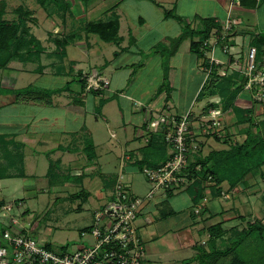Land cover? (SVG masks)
Returning a JSON list of instances; mask_svg holds the SVG:
<instances>
[{
  "label": "rangeland",
  "instance_id": "1",
  "mask_svg": "<svg viewBox=\"0 0 264 264\" xmlns=\"http://www.w3.org/2000/svg\"><path fill=\"white\" fill-rule=\"evenodd\" d=\"M0 2L5 3L6 7L4 18L8 20L17 17L14 11L18 7H22L23 9L32 11V18L33 20H35V22H28L27 26L30 33L37 39L41 40V42H43L44 44L50 43L48 41V30L51 31V36H58L56 32H54L56 34H53L54 25H57L58 27H60L61 25V20L59 19L60 17L55 11L56 6L51 5L47 8L48 11H46L37 4L36 0H0ZM177 3L179 6H181L180 8L186 5L187 7L193 6L194 4L190 2L185 3V0H179ZM83 6H86L85 1H83ZM173 7H175V5L171 4V6H166L165 10H172L174 12ZM142 10L143 8L141 9V11ZM236 10L235 13L234 11L233 13L237 16L238 21L241 23L240 27L243 26L242 30L244 34L238 33L239 36L235 39L233 53H239L243 50L244 52H246L248 47L250 46L252 37L257 34L264 33V0L260 1L257 8H249V10H247L246 12H240V10ZM51 11H53L54 13ZM94 11L96 13H100L103 11V9L100 5ZM155 11L161 12L158 9ZM144 12H147V10L145 9ZM174 14L176 13L174 12ZM151 16L153 20L149 22L148 28L150 29V31L148 35L150 39H155V47V45L159 44L161 41V39L159 38L160 28L159 30L155 31V12ZM132 18L133 17L130 15L129 19ZM77 25V23H75V25L73 24L74 27H77ZM179 25L180 23L178 21H172L169 27V32L165 31L164 34H170L176 28L175 26ZM133 26L138 30L137 22H133ZM163 30L165 29L162 28V31ZM94 40L97 41V44H94L89 52H86V54L89 53V55H87L86 57V60L89 61L86 69H88L89 67H97L100 62L104 63L106 60L111 59L113 55L114 45L103 43L97 37H95ZM163 45H165L167 49H170L172 47L170 42L163 43ZM51 48H54V46L52 45ZM53 52H55V50ZM145 54L146 51H143L142 49L140 60L135 61L132 60L133 58H130L132 63L130 60L124 62L125 64L129 65L127 66V71L130 73L129 76V73L127 74V71H125V69H123L122 71L114 72L111 68H108L103 75L110 80L111 85L118 86V90L125 96H133L135 97V99H138L141 103H143V105H145L146 103H149L150 105V103H153L154 101L155 103L159 104L163 101V99H159L158 97L155 100H150L155 96V93L158 91L159 86L163 82V69L156 65L157 59L154 58V56H157L159 54H155L153 52L148 53L149 56H153V59L151 61H148L147 65V62H145V60L147 59H145V57H147V55L145 56ZM160 55H162V57L164 56L163 54ZM78 56L80 57V54L76 55V57ZM216 57L219 59H223V56L220 53H217ZM44 59L45 60H43V62H48L46 61V58ZM50 60L54 65L57 64V57L54 56L53 58H50ZM168 60L169 58H162V64L164 62V64L167 65ZM172 64L175 71L173 72V86H171L172 89L170 91L172 94L170 98L171 102L170 100L169 102L172 107L171 113L176 114L177 111H180L178 107L179 104H185L188 98H192L194 95H196V92L198 95L200 91L198 90L200 89L199 81H201L204 75L202 74L203 72L199 70L198 66H196V61L192 56L190 57L180 54L176 57V59L171 61V64L169 65L171 66ZM35 69L36 65L33 64L16 62L11 63L7 69L0 71V81L5 85L13 87L14 89H22L27 86L45 89H56L63 87L66 82L71 81L70 77L68 76L62 77L51 75V69L46 70V72L43 74L32 73L28 71H35ZM198 79L199 81L197 82ZM70 86L71 90L80 91V85L77 82L71 83ZM244 95L242 94V92H240L236 97V101L239 100L238 98L242 99ZM104 96L106 95H92L91 97L93 98L96 106H98L99 99L104 98ZM204 103L205 102H202V105H200V103H198L195 99L193 101L191 111L198 114L200 112L199 108H201ZM244 105L245 103L242 104V108H244ZM121 106L122 99L120 97L118 98L117 96L103 108V115L101 117L96 118L94 115H90V117H87L86 125L92 128V131L94 132L93 139L95 141V144L98 146V149L96 151L97 153L92 160L87 159V157V160H84L82 158L83 156L79 157L77 156V154H74L76 152L73 153V156H69V154L66 152L64 156L66 157L65 160L73 159V161H66L67 165L64 166V169L66 171L57 169L52 172V175H67L66 177H64L65 179L61 180L55 178L56 182H53L54 184H49L51 182L46 181V183L49 185L48 188L39 186L42 184V182H45L40 179L36 180L28 178L27 180H24L21 178H7L0 181V200H3L4 203H10L14 200L21 201L23 204V209L26 211V214L21 217L22 220L29 219L33 221L36 230L40 228L38 229V232L40 231V233L36 235V238L40 240L43 239V242L47 241L53 247V249L65 245H67L73 251L78 249V247L82 244V240L79 238V230L84 226L92 224L94 211L99 203L98 200L103 199V197L101 196L102 181L99 176L100 173L113 174L117 173L120 170L119 157L121 154V146L119 145L118 140L124 141L125 139V130L123 129V124L125 123L128 132L131 133L132 130V124L126 123V117H124V115H122L120 112ZM90 110L91 106L87 105V111ZM253 115L254 120L256 122H260L264 118V109L255 107ZM47 116H53L60 122H62V118L65 117L63 116L62 111L60 112L57 109H46L45 106L34 102L17 103L15 102L13 96H0V134H9V137H14L16 133H18L19 137L27 135L26 137L28 138L30 136L34 138V136H36L37 140H45L48 145L57 142L66 148L67 146L71 149L74 147H78L77 151H79V147L83 145L80 142V137H82L84 134L82 133L78 135L79 137L74 136L75 139L63 137L60 133V124H55V126L48 130L43 129L45 123H40V119ZM230 117L233 118V115L230 114ZM56 119L53 118V120ZM66 120L71 121L70 118H67ZM36 122H39L38 127L40 129L37 134H35V131L32 127H30L28 130L26 129V125L30 123L34 124ZM5 123H8L9 126H7V124ZM78 124L80 123L78 122ZM227 124L230 125L225 127L226 130L228 129L227 131L230 135L231 141H241L243 138H238V136H240L239 128L234 127L233 125H231V123ZM21 126H23V128ZM9 130L11 132H9ZM110 132L116 134V139L110 138ZM49 140L54 142H50ZM17 145L19 144L17 143ZM133 145L134 144H131L126 149H130L131 147H133ZM211 146L213 148L227 147L218 145L212 140ZM9 149L10 154L16 153V148L14 146H11ZM208 150L209 148L206 146L204 148V153H206ZM81 151L82 153H84L83 148L81 149ZM31 160V158H27V162L25 163L26 165H24V171L26 174L34 173V170H31L30 168L31 165H34V162H32ZM1 161L2 159L0 160V162ZM47 166V162H42L41 164L40 160L38 170L35 175L38 176L42 173L45 174ZM66 167L69 168L66 169ZM14 171L15 170L11 168L7 173L12 174ZM81 172H83L85 176L87 175L88 177L93 178V182L89 183V181L86 180L88 178L76 180L74 176L80 174ZM262 172H264V166ZM124 180L129 186L130 192L135 196L144 197L145 194L150 190L149 185L144 178V175L138 169L130 172L126 171ZM37 182L39 184H36ZM26 186L29 187L28 193L24 192ZM247 186L248 187L246 188L247 190L245 192L263 188V190L258 193H256L255 191L249 204L247 205L246 210L250 212L252 216L247 217L246 215L245 219H247V221L253 222L255 219H262L264 215V205L261 200L262 196L264 195V179L260 176H249ZM78 189H85L88 194H90L92 202H85L82 196L72 197L71 194L77 192ZM158 196L159 195H156L152 202H155ZM177 196L179 197L178 200H169V206L174 207L177 211V215L173 218H171V216L162 217L161 215H159L160 209L158 208L149 210L143 215V217L139 218V223H142L143 219L147 218L150 222V225L146 227L147 229L145 228L144 230L142 228H139V234L145 243L146 250L147 243H149V241L147 242L146 237H148L147 233H149V231H156L157 234L154 233V236L156 237L163 236V238H168L167 240L171 241V236H173L174 239L172 251L171 247L166 248L164 251H162L161 263L154 261L151 258L149 260V253L147 252L146 257L148 258L146 260H148L150 264H178L193 255L191 248L187 247L186 245L187 242H184L186 241L184 237L186 236L185 230L187 228L185 227L184 221L188 218L190 213H194V207L196 205L193 206L192 203H189L187 197L188 195L185 191L179 192ZM206 197L208 199V196ZM218 198L223 202H226V200L222 199L221 197ZM229 199L230 198H228L227 201ZM218 220L221 221L222 218H219ZM240 221L241 220H239V222ZM247 221L239 223L236 220H229L225 222L224 227L228 228L227 230H229V234L224 237L225 240L223 242H209L208 238L203 240L205 234L203 232H197L195 229L191 230L188 228L187 231L193 232H191V234L189 235L190 240H192L193 242H198L197 244L199 246H201V242L203 240L204 244H202L201 247L206 251H209L212 247H221L223 249L230 244L232 239H235L237 233L247 227ZM236 225L237 228H235L234 230L233 228ZM176 236L179 237V242L181 243H178ZM180 244L182 247H180ZM262 248L263 245L258 244V240H256V238H252V236H249L232 252L239 254L241 257L247 260L249 264H256L255 262L261 259V254L263 252ZM224 258L221 259L218 264H228L229 258Z\"/></svg>",
  "mask_w": 264,
  "mask_h": 264
},
{
  "label": "crops",
  "instance_id": "2",
  "mask_svg": "<svg viewBox=\"0 0 264 264\" xmlns=\"http://www.w3.org/2000/svg\"><path fill=\"white\" fill-rule=\"evenodd\" d=\"M66 3H68L70 5V7L68 9H66L65 13H64V17L63 19L59 18L61 21V25L60 27H58L57 25H54V31L53 34L57 33V37L55 36H51L50 33L51 31L48 30V41L50 43H46L44 44L43 42H41V40H39L44 48V52L41 55V65L43 66L42 71L40 72V74H43L46 72V70L51 69L52 74L54 76H62V77H70L71 80H73V82H76L77 79V74L78 72H81V75L87 74L89 72H92L94 70H97L99 72V74H101L102 76H104L103 74L105 73V71L108 68H111L112 71L114 72H118V71H122L123 69H125V71H127V66H129L128 64H125L124 62L130 60V58H133L132 60H140L141 59V54H142V49L143 51H146L145 56L147 55V57H145V62L146 65L148 64V61H151L153 58V56H149L148 53L151 52V50L154 47V43H155V39H150L149 38V31L150 29L149 27V22L151 20H153L152 18V14H156V19L155 20V25L156 27L154 28L155 31L159 30L160 28V33H159V38L161 39L160 43H169L170 40L172 39H176L182 32V26L181 24L179 26H175L176 28L168 35L164 34L165 31L169 32V27L171 25L172 21H176L175 19L172 18H165L164 17V10L166 6H171V4L175 5V7H173L174 12L176 13L177 16H180L181 18H183L184 20H186L188 23H190L193 27H195L198 23V21H196V18H212L215 21H221L224 20L226 17V13H227V9L229 8L228 6V0H185V3H194L193 6H183L182 8H180L181 6L178 5V1L179 0H64ZM83 1L86 2V6H83ZM101 5L103 11L100 13H96L94 10H96L99 6ZM149 5V6H147ZM179 6V7H178ZM259 6V5H258ZM258 6H256L255 8H257ZM143 8V10L141 11V9ZM187 8V9H186ZM238 8V9H237ZM147 10V12H144V10ZM159 10L161 12L155 11V10ZM186 9V10H185ZM240 10V12H246L247 10H249V7H245V6H235L233 8V11L235 13V10ZM236 10V11H237ZM132 16V19H129V16ZM86 16V17H85ZM88 16V17H87ZM117 18L119 21V31H118V35L119 37H121L122 41L119 45H114L111 43H106V44H111L114 45L113 48V55L112 58L109 60H106L104 63L100 62L99 65H97V67L91 68L89 67L88 69H86L87 64H88V60H86L87 55H89V53L86 54V52H89V50L92 48V46L94 44H97V41L94 40L95 35H87L84 32V25L87 22L90 21H106L109 20L111 18ZM133 22H137L138 24V30L133 26ZM177 22V21H176ZM75 23H77V27L73 26V24L75 25ZM57 26V27H56ZM162 28L165 29L162 31ZM243 26L242 27H238V29L235 32L234 35V44H235V39L236 37H238V33L240 34H244L243 32ZM153 30V29H151ZM162 31V32H161ZM56 32V33H54ZM155 36V34H154ZM93 37V38H92ZM54 38H64V39H68L70 40V43L66 46L65 51H66V56L60 61L57 59V64H53L50 60V58L58 57V50L55 47L54 43L52 42V40ZM98 38V37H97ZM99 39V38H98ZM100 40V39H99ZM101 41V40H100ZM102 42V41H101ZM104 43V42H103ZM171 44V42H170ZM52 45L54 46V48H51ZM158 45V44H157ZM155 45V46H157ZM51 46V47H50ZM55 52H53L54 50ZM79 49V50H78ZM171 49V48H170ZM81 51V53H80ZM85 53H84V52ZM242 54L244 55L245 52L244 50L241 51ZM77 54H80V57H76ZM187 55V56H192L194 57L195 61H196V66H198L199 70L202 72L201 70V61L200 58H198V56L194 53L191 52L190 50V40L186 39L184 40L177 48V51L171 55L168 60V64L167 66V78H168V82H169V88L170 91L172 89L171 86H173L172 83V78H173V72L175 71V69L173 68V64L170 66L169 64H171V61H173L174 59H176V57L178 55ZM72 57V58H71ZM74 57V59H73ZM44 58H46V61L48 62H43V60H45ZM155 59H157L156 65L159 66L160 68L163 69V64H162V58H164V56L162 57V55H157L154 56ZM131 61V60H130ZM132 63V61H131ZM135 64V63H133ZM34 65V64H33ZM29 72L35 73L34 70H28ZM72 71V73H71ZM129 72L127 71V74ZM126 74V76H127ZM204 75V73H202ZM130 75V73L128 74V76ZM127 76V78H128ZM163 76V75H162ZM108 81H109V85L104 88L101 92V94H105L106 96H104V98H106L108 101L105 103V105L102 107V109L100 110V112L97 114L96 112V104L94 103L93 98L91 97L93 94L87 93L83 98H82V103L80 104H75L74 101H72V99L75 97V93H77L78 91L76 90H72V92H69L67 94H64L62 96H56L53 98L52 104L51 105H43L46 107V109H57L60 112L62 111L63 117L62 118V122H60L58 119H56L55 117H53L56 120H53L52 117H45V118H41L40 119V123H45L44 128L43 129H50L53 126H55V124H60V133L61 136L63 137H69L71 139H75L74 136H78L80 134H82L83 132H87V135L91 138L92 143H93V152H94V156L96 155V151L98 149V146L95 144V141L93 139V131L92 128H90L89 126L86 125L87 122V117H90V115H94L96 118L101 117L103 115V108L109 103L111 102L114 98H116L118 96V98L120 97L122 99V106L120 108V112L122 115H124V117H126V123H131L132 124V130L131 133L127 131V127L125 126V123L123 124V129L124 131V141L123 140H118L119 145L121 146V154L119 157V168L120 170L117 173H113V174H104V173H100V179L102 181V200H98V205L95 209V211L100 208L101 206H103L108 200H109V195L112 191L113 185H114V181L116 179V176L118 173H122L125 177L126 175V171L130 172V171H135L137 170V166L134 164L135 161H140L142 158H145L146 155H152L154 159H157L160 156V149H148V150H144V148L146 147V143L144 142V129H145V125L147 122V118L151 115V114H162V113H169V114H173L171 113V92L169 91V98L167 99V93L166 92H161L159 94H157V92L155 93V96L152 97L150 100H155L156 98L159 97V99H163V101L159 104L155 103V101L153 103H146L145 105H143V103H141L138 99H135V97L130 96V95H124L122 94L119 90H118V86L115 85H111L110 80L104 76ZM205 77V76H204ZM204 77L201 79V81H199V79L197 80V82L199 81L200 87H202L203 85V80ZM112 86V88H111ZM161 86V85H160ZM159 86V88H160ZM158 88V89H159ZM200 90V89H198ZM196 95H194L192 98H188L187 102L185 104H179V110L177 111L175 115H184L186 114L188 111L192 110V106H193V101L196 99L197 97V92L195 93ZM91 95V96H90ZM244 95V94H243ZM94 96V95H93ZM239 100L235 102V104L239 107H243L242 104L245 103L244 108H247V98L246 95H244L242 97V99L238 98ZM78 100V98H77ZM170 100V102H169ZM16 105V104H14ZM42 105V104H40ZM87 105L91 106V110L87 111ZM200 105H202V103H200ZM93 108V109H92ZM95 108V109H94ZM200 110V108H199ZM70 118L71 121H67L66 119ZM225 122L233 119L232 117H230V114L227 113L225 114ZM57 121V122H54ZM78 122L80 124H78ZM8 125V123H5ZM75 124V125H74ZM39 122H36L34 124L30 123L28 125H26V129L28 130L30 127L33 128V130L35 131V134H37L39 132ZM23 128V126H21ZM240 130V127H239ZM8 131V130H7ZM44 131V130H42ZM9 132H11L9 130ZM130 133V134H129ZM84 134V133H83ZM129 134V135H128ZM5 135H9V134H5ZM86 135V134H85ZM27 135H24L23 137H19L18 133H16L14 135V137H9V139H13L16 143H18L19 147H20V152L22 154V160H23V173H24V177L21 179L27 180L28 178H32V179H36V180H42L45 182H42L41 185L39 186H43V187H49V185L46 183V181L51 182L49 184H54L56 182V179H65L64 177H66L67 175L62 174V175H48V171H49V164L50 162H52L54 164V167L52 168L53 171L54 170H61V171H66L64 169V166L67 165L66 161L70 162L73 161V159H67L65 160L66 157L65 153L67 152L70 155L73 156L74 154H77V156L82 157L84 160L86 159V155L84 153H82L81 149L83 148V145L81 147H79V151L78 147H74V148H67L63 147V145L59 144V143H52L51 145H48L45 140H37L36 136L33 137H26ZM79 137V136H78ZM243 138V135L238 136V138ZM20 138V139H18ZM110 138L112 139H116V134L110 132ZM80 142L83 144V137H80ZM211 140L213 142H215L213 139H201L202 144H203V148H202V154L205 155L207 154L210 150H212V146H211ZM50 141V140H49ZM50 142H54V141H50ZM218 145H221L223 147H226L225 145H222L220 143L215 142ZM22 144V145H21ZM131 144H134L133 147H131L130 149H126L128 148ZM12 146V145H11ZM9 146V147H11ZM208 147L209 150L204 153V148ZM213 149H223L221 148H213ZM72 152V153H71ZM81 155V156H80ZM68 156V155H67ZM27 158H31L32 162H34V165H31V170H34V173H30V174H26L25 173V169H24V165H26L25 163L27 162ZM81 158V159H82ZM94 158V157H93ZM92 158V159H93ZM79 159V160H81ZM91 159V160H92ZM41 160V164L42 162H47L48 166L47 169L45 171V174H41L36 176L35 174L37 173L38 170V166H39V162ZM87 160V159H86ZM1 163L4 164V161L2 160ZM69 167H66V169H68ZM263 169V168H262ZM139 170V169H138ZM71 172V171H70ZM79 172V171H78ZM13 173H16L15 171ZM75 173V172H74ZM73 173V174H74ZM80 174H82L83 176L81 177L88 180L89 183L93 182V178L88 177L87 175L85 176L83 174V172H81ZM264 174V172H263ZM76 176V175H75ZM93 177V176H92ZM17 178V177H15ZM74 178V177H73ZM11 179V178H9ZM45 179V180H44ZM3 179H0V181H2ZM54 182V183H53ZM36 184H39L38 182ZM248 184V182H247ZM249 186V185H248ZM248 186H243V187H239V188H235L231 193H230V199L226 202H223L221 199H219L218 197H212L211 195L208 194V200H207V204H206V213L204 215H199V216H193L191 213L188 216L187 219H185V227L186 228V236L184 237V239L187 242V247H190L192 250L193 255L191 257H193L196 254V251L194 250V246L198 245V242H193L192 240H190L189 235L191 234L192 231H187L188 228L191 230H196L197 232H202V228L208 225H212V224H216V223H220V222H224V224L222 225V227L225 226V222L229 221V220H236L239 222V220H241L239 223L244 222V219H239V216H245L247 215V217L252 216L250 212H248L247 209V205L249 204L252 196L254 195L255 191L256 193L260 192L263 190L262 189H258V190H253V191H248L245 192ZM29 187H25V193H28V189ZM41 188V187H40ZM223 190H227V186L224 185ZM82 191L84 193H86L87 197L84 198L85 202L89 201L92 202L91 198H90V194H88V192L85 189H78L77 192ZM182 191H184L182 189ZM181 190L177 191V192H173L172 194H168V195H163V194H158V198L155 202H151L144 210V213L148 212L149 210H153V209H160L159 215H161L162 217H169L171 216V218H173L174 216L177 215V211L175 210L174 207L169 206V200H178V196L177 194L179 192H182ZM77 192H75L74 194H76ZM264 192V191H263ZM262 192V193H263ZM74 194H71L74 195ZM186 194L188 195V201L189 203H191V199L189 197V194L186 192ZM262 200V198H261ZM15 201V200H14ZM0 203H4L3 200H0ZM94 211V212H95ZM163 213H166V216H163ZM219 218H222V220H218ZM206 219L205 222H203ZM247 221V219L245 220ZM150 225L146 224L144 221L142 223H139V228H142L145 230L146 227H148ZM238 225V224H237ZM90 225L84 226L82 228H80V230L89 227ZM225 228V227H224ZM40 229V228H38ZM37 229V230H38ZM147 229V228H146ZM226 230L228 228H225ZM79 230V231H80ZM40 233V231L36 232V234L38 235ZM147 233V232H146ZM154 233L157 234L156 231H149V233H147L146 240L147 242L149 241V243H147V250L146 252L149 253V260L150 258L153 259L154 261L160 262L161 263V254L162 251H164L166 248H170L171 247V251L173 248V244H174V239L173 236H171V241L167 240L168 238H163L162 237H156L154 236ZM193 233V232H192ZM205 234V233H204ZM166 236V235H165ZM177 237V236H176ZM187 238V239H186ZM206 238H208V235L205 234V237L203 240H205ZM43 240V239H41ZM178 243L179 242V237H177ZM202 240V242H203ZM47 244H49L47 241H44ZM201 242V243H202ZM218 242V241H217ZM50 245V244H49ZM180 247L181 244H180ZM190 257V258H191ZM148 258V257H147ZM189 259V258H187ZM182 262L178 263L181 264ZM194 264V263H193Z\"/></svg>",
  "mask_w": 264,
  "mask_h": 264
},
{
  "label": "trees",
  "instance_id": "3",
  "mask_svg": "<svg viewBox=\"0 0 264 264\" xmlns=\"http://www.w3.org/2000/svg\"><path fill=\"white\" fill-rule=\"evenodd\" d=\"M37 4L44 10L48 11L51 5L56 6V13L61 19L64 17L66 9L70 7L64 0H36ZM242 6L255 8V0H245ZM5 3L0 2V71L5 70L11 63H28L36 65L35 73H40L43 69L41 65V55L44 48L41 42L33 36L27 26L28 22H35L33 20V12L18 7L14 12L16 18L8 20L4 18ZM53 12V11H51ZM54 13V12H53ZM165 18H172L178 21L182 26L181 34L176 38L170 40L171 49L161 43L155 46L151 52L155 54H163L165 58L170 57L176 51L178 46L186 39L190 40V50L196 54L198 58L202 57L200 45L203 40L208 38L212 29H219V24L212 18H196L197 25L193 27L186 20L174 14V12L164 10ZM84 32L87 35H95L104 43H111L119 45L122 41L118 35L119 21L118 19L111 18L106 21H90L84 25ZM58 50V60H62L66 56L65 48L70 43V40L64 38H54L52 40ZM250 46L255 47L257 50L256 62L262 66V57L264 55V33L257 34L252 37ZM72 73V71H71ZM76 82L80 85V91L75 93L72 99L75 104L82 103V98L87 94L101 95L100 90H85V80L81 72H78ZM73 80L68 81L61 88L45 89L33 86H27L22 89H14L11 86L5 85L0 81V96H13L17 103L34 102L42 105H51L53 98L62 96L72 92L70 84ZM245 79L237 73H232L228 76L219 77L215 73L212 74L210 79L205 82L196 97L198 103H202L212 98H219L222 111L227 114L233 115V119L226 122L231 123L234 127H240V135H243L241 141H231L228 129L225 128V133L222 138L216 137L214 134L208 139H213L215 142L227 146L223 149H212L207 154H202L203 144L200 143L198 152L189 161L187 174L188 185L183 189L189 194L193 206L201 202L205 197L211 195L212 197H220L224 185L227 186V192H232L235 188L247 186L249 176H260L264 179L262 168L264 166V118L260 122L254 120V106L249 108H242L235 104L237 95L243 91ZM169 82L167 78V66L163 62V82L157 91L167 93L169 98ZM87 92V93H86ZM78 98V100H77ZM108 100L100 98L98 106L96 107L97 114ZM214 105H206L203 110ZM83 152L87 159L94 157L93 143L87 132H83ZM86 134V135H85ZM148 142L144 150L157 149L160 151V156L153 159L152 155H146L140 161H135L134 164L141 171L143 167H156L160 162H163L165 156V144L158 135L151 134L148 137ZM16 148L15 154H10V147ZM22 145V144H21ZM0 179L7 178H23V160L20 152V147L9 136L0 134ZM200 166V171H196V166ZM54 164L50 162L48 175L52 174ZM13 168L16 173L8 174V170ZM185 173V172H184ZM82 174L75 177L76 180H81ZM211 177L209 180L208 177ZM172 194V192H171ZM83 196L87 197L86 193L79 191L72 197ZM262 203L264 205V195L262 196ZM204 208L200 212V216L206 212ZM163 213V216H166ZM195 216L194 213H192ZM198 216V215H196ZM239 219H244L245 216H239ZM206 219L203 221L205 222ZM248 225L236 234L235 239H232L230 244L225 248L212 247L206 251L199 245L194 246L196 254L184 261L181 264H218L221 259H228V264H249L247 260L237 253H233L234 249L241 245L249 236L256 238L258 244L263 245L261 259L256 261V264H264V215L262 219H255L253 222L247 221ZM224 222L208 225L202 228V232L208 235L210 241L223 242L225 236L229 234L222 225ZM237 225L233 228L235 230ZM38 230H36L37 232ZM37 235V234H35ZM50 248L51 245L47 244Z\"/></svg>",
  "mask_w": 264,
  "mask_h": 264
},
{
  "label": "built area",
  "instance_id": "4",
  "mask_svg": "<svg viewBox=\"0 0 264 264\" xmlns=\"http://www.w3.org/2000/svg\"><path fill=\"white\" fill-rule=\"evenodd\" d=\"M244 1L228 0L225 19L215 21L219 29H212L208 38L201 42V70L204 83L213 73L219 77L239 74L245 79L242 94L246 95L247 108L264 109V68L256 62V48L249 46L244 55L233 53L234 35L241 25L233 8L242 6ZM260 1L255 0L256 6ZM217 53L223 59L217 58ZM83 78L87 92L101 91L109 85L97 70L84 74ZM204 102L198 114L190 110L184 115L153 113L147 118L144 142L147 144L151 134L158 135L166 149L163 162L141 170L150 190L144 197L133 195L124 175L118 173L109 200L94 212L92 224L80 230L82 244L78 249L73 251L67 245L48 248L46 242L36 238L33 221L22 220L26 211L21 201L0 204V264H150L139 234V218L145 214L144 209L156 195L184 189L189 183L186 172L189 161L198 152L201 139L213 134L222 138L225 133V113L219 98ZM208 104L214 106L203 110ZM195 170L200 171V166ZM230 193L223 190L220 197L227 200ZM207 200L205 196L194 207L195 215L200 214ZM143 221L150 223L148 218Z\"/></svg>",
  "mask_w": 264,
  "mask_h": 264
},
{
  "label": "water",
  "instance_id": "5",
  "mask_svg": "<svg viewBox=\"0 0 264 264\" xmlns=\"http://www.w3.org/2000/svg\"><path fill=\"white\" fill-rule=\"evenodd\" d=\"M262 67L264 68V55L262 57Z\"/></svg>",
  "mask_w": 264,
  "mask_h": 264
}]
</instances>
